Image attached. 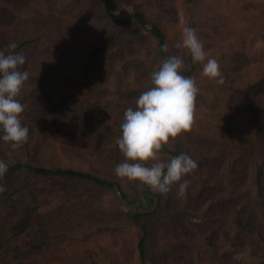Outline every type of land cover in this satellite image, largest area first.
Listing matches in <instances>:
<instances>
[{
	"label": "trees",
	"instance_id": "trees-1",
	"mask_svg": "<svg viewBox=\"0 0 264 264\" xmlns=\"http://www.w3.org/2000/svg\"><path fill=\"white\" fill-rule=\"evenodd\" d=\"M184 26L223 84L175 47ZM10 42L27 57L17 99L29 138L16 150L0 140V264H132L137 253L142 264H242L240 254H264V0H141L127 17L114 0H0V50ZM173 55L199 90L191 128L160 152L198 162L182 198L114 174L124 112ZM143 193L151 210L122 204Z\"/></svg>",
	"mask_w": 264,
	"mask_h": 264
},
{
	"label": "clouds",
	"instance_id": "clouds-1",
	"mask_svg": "<svg viewBox=\"0 0 264 264\" xmlns=\"http://www.w3.org/2000/svg\"><path fill=\"white\" fill-rule=\"evenodd\" d=\"M167 50V45L164 46ZM176 48L186 49L193 63L202 64V75L223 84L219 62L207 58L203 43L195 28L184 26L182 40ZM17 45L10 42L0 50V140L9 143L13 150L19 149L29 138V129L22 125L24 105L17 99L29 80L27 70H21L26 55L16 52ZM206 61V62H205ZM182 60L179 56L164 59L151 74L148 90L135 101L136 107H128L120 125L121 135L116 145L124 161L114 168L119 179L139 182L154 193L168 195L176 189L177 198L186 195L190 180L198 162L187 153H180L168 162L158 154L170 138L173 140L188 131L193 123L195 100L198 93L195 79L181 74ZM8 163L0 158V178L8 171ZM5 191L0 185V192Z\"/></svg>",
	"mask_w": 264,
	"mask_h": 264
},
{
	"label": "rangeland",
	"instance_id": "rangeland-1",
	"mask_svg": "<svg viewBox=\"0 0 264 264\" xmlns=\"http://www.w3.org/2000/svg\"><path fill=\"white\" fill-rule=\"evenodd\" d=\"M140 2L141 0H114L115 11L118 15L122 17H127L132 13L134 9L139 7ZM132 28L134 31H136L139 34L143 32V29L138 28L137 25L135 24L132 25ZM256 50H261L260 43L257 45ZM158 156H159V159L163 162H168L171 159L169 155H167L166 153H162V154L159 153ZM122 204L124 205V207L130 210L138 209L139 211H148V210H151L155 206L156 202L152 196H150L149 194L143 193V194L134 196V198L132 199L130 203L123 202ZM132 233L136 238L139 237L138 229H133ZM228 249H229V245L221 248L219 251V254L225 253L226 251H228ZM263 255L254 256L250 253H244V254H240L239 257L241 258L243 262L242 264H260L262 261ZM132 264H142L138 253L136 254L135 259ZM149 264H152V262H149Z\"/></svg>",
	"mask_w": 264,
	"mask_h": 264
}]
</instances>
